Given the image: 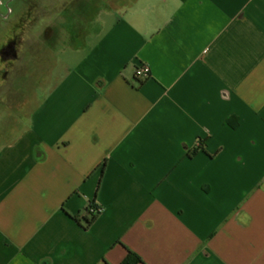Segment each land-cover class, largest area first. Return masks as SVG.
I'll use <instances>...</instances> for the list:
<instances>
[{
    "label": "crops",
    "instance_id": "0c3cea01",
    "mask_svg": "<svg viewBox=\"0 0 264 264\" xmlns=\"http://www.w3.org/2000/svg\"><path fill=\"white\" fill-rule=\"evenodd\" d=\"M110 1L0 148V264H264V0Z\"/></svg>",
    "mask_w": 264,
    "mask_h": 264
},
{
    "label": "rangeland",
    "instance_id": "374dc122",
    "mask_svg": "<svg viewBox=\"0 0 264 264\" xmlns=\"http://www.w3.org/2000/svg\"><path fill=\"white\" fill-rule=\"evenodd\" d=\"M0 148L26 126L39 99L69 64L72 47L91 40L110 0H0ZM7 4L10 5L9 14ZM8 15L2 19V15Z\"/></svg>",
    "mask_w": 264,
    "mask_h": 264
},
{
    "label": "trees",
    "instance_id": "16d2710c",
    "mask_svg": "<svg viewBox=\"0 0 264 264\" xmlns=\"http://www.w3.org/2000/svg\"><path fill=\"white\" fill-rule=\"evenodd\" d=\"M227 123L232 127L236 128L238 126V119L237 118H232L227 121ZM198 148L194 149L189 155L190 157H193L197 154ZM94 207H90L87 210V213H89V216H84V218H76L75 220L79 223H83L85 228H89L97 219L98 215L100 214L99 212H91V209ZM97 210V208H95ZM142 259L135 254L132 251H129L128 256L126 259L123 261L122 264H141Z\"/></svg>",
    "mask_w": 264,
    "mask_h": 264
},
{
    "label": "flooded vegetation",
    "instance_id": "af4514ba",
    "mask_svg": "<svg viewBox=\"0 0 264 264\" xmlns=\"http://www.w3.org/2000/svg\"><path fill=\"white\" fill-rule=\"evenodd\" d=\"M0 6H3V3L0 2ZM7 9H8V12L9 14L11 13V8H10V5L7 4ZM8 15H2V19L3 18H7ZM16 41H11L9 42L2 50L1 52V56L3 58H7L9 57L10 55L12 56H16Z\"/></svg>",
    "mask_w": 264,
    "mask_h": 264
},
{
    "label": "built area",
    "instance_id": "2783aa9c",
    "mask_svg": "<svg viewBox=\"0 0 264 264\" xmlns=\"http://www.w3.org/2000/svg\"><path fill=\"white\" fill-rule=\"evenodd\" d=\"M150 74H151V71H150V68L148 66L140 67L136 72L137 77L141 78V79L148 78L150 76ZM96 211L101 213L103 210L101 208H97V210L95 208L91 209V212H96Z\"/></svg>",
    "mask_w": 264,
    "mask_h": 264
}]
</instances>
